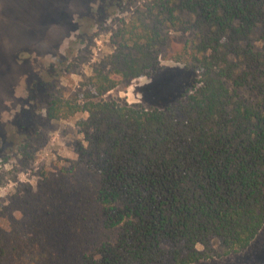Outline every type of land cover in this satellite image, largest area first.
I'll return each mask as SVG.
<instances>
[{"label":"trees","instance_id":"trees-1","mask_svg":"<svg viewBox=\"0 0 264 264\" xmlns=\"http://www.w3.org/2000/svg\"><path fill=\"white\" fill-rule=\"evenodd\" d=\"M175 31L186 40L171 58L197 75L185 100L104 98L156 70ZM113 41L74 97L50 101L52 120L87 113L78 158L18 189L0 264H158L168 251L190 264L243 252L263 228L264 0H148Z\"/></svg>","mask_w":264,"mask_h":264},{"label":"rangeland","instance_id":"rangeland-1","mask_svg":"<svg viewBox=\"0 0 264 264\" xmlns=\"http://www.w3.org/2000/svg\"><path fill=\"white\" fill-rule=\"evenodd\" d=\"M0 0V222L18 211L16 195L36 189L44 167L78 158L84 138L79 113L52 120L55 96L74 97L82 82L116 46L113 33L148 0ZM186 36L172 32L159 66L104 95L142 107L164 108L185 100L195 84L192 68L174 56ZM11 212V213H10ZM218 247L217 243H214ZM202 248V246H199ZM168 250L169 246H165ZM218 253L190 264H264V226L243 252ZM158 264H175L168 251Z\"/></svg>","mask_w":264,"mask_h":264},{"label":"clouds","instance_id":"clouds-1","mask_svg":"<svg viewBox=\"0 0 264 264\" xmlns=\"http://www.w3.org/2000/svg\"><path fill=\"white\" fill-rule=\"evenodd\" d=\"M4 195V190H0V196Z\"/></svg>","mask_w":264,"mask_h":264}]
</instances>
